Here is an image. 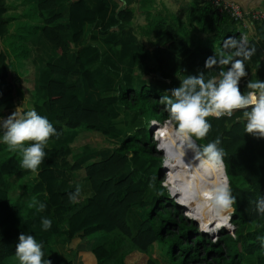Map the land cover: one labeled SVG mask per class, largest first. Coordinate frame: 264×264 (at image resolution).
I'll use <instances>...</instances> for the list:
<instances>
[{
    "label": "trees",
    "instance_id": "obj_1",
    "mask_svg": "<svg viewBox=\"0 0 264 264\" xmlns=\"http://www.w3.org/2000/svg\"><path fill=\"white\" fill-rule=\"evenodd\" d=\"M28 2L27 14H36L42 23L36 26L26 23L32 32L24 35L21 31L26 24L18 22L16 34L6 38L8 50L0 51V117H4V111L18 105L17 86L8 81L13 68L10 57L16 56L22 46L24 55L21 58L27 59L30 52L28 42L41 31L46 41L56 49L58 62H48L40 70L34 89L37 98L32 109L49 119L58 136L49 138L36 181L27 192L22 191L16 197L19 199L11 198V179L22 177L26 169L20 167L21 158L0 143V264H18L15 245L21 232L32 234L42 243L44 259L50 260L51 264H73V260L63 257L54 248L51 253L46 252L58 239L66 240L65 249L72 250L75 245L73 239H84L98 233L102 236L91 249L93 259L88 261L82 256V264H246L247 257L254 258V264H264V213L257 210L264 204V138L244 132L242 110H235L231 116L219 119L208 117L212 127L207 136L203 139L193 137L200 153L204 145L220 139L219 146L225 153V174L235 197L232 215L228 209L221 212L218 222H205L202 216L199 218L196 209L178 202L187 207L183 208L186 217L162 185V155L152 139V128L147 127L152 120H155V127L160 124L163 144L166 136L162 127L171 126L177 130L160 100L170 93H162L158 89L159 84L150 83L151 78H143L136 84L133 67L126 63L140 47L132 44L136 41L134 37L126 35L131 11L122 10L117 15L122 36L115 34L111 40L114 43L107 41L110 44L108 51L100 53L89 45L78 52L74 47L82 36L81 23L88 19L99 20L103 10L89 8L85 0H76L69 7V22L64 25L56 23L60 15H46L55 9V0ZM5 11V6L0 4V16ZM149 18L147 32L153 35L158 46L155 51L158 67L153 73L159 72V81L170 89L178 87L187 75L200 72L204 73L205 79L219 78L220 68L205 69V59L211 55L230 57L236 51L231 47V41L240 43V32L229 15L217 13L204 0H196L189 6L188 21L200 31L212 34L198 47L164 21L152 16ZM255 25L258 38L250 37L245 49H255L248 61L256 78L263 80L264 30L261 26L264 24ZM107 29L108 26L105 31ZM128 45L130 50L123 52L122 49ZM115 57L125 67L118 66ZM182 70H185V76L180 78ZM83 89L96 91L99 96L81 95ZM240 90L243 94L249 91L245 77L240 81ZM24 113L25 109L19 112ZM121 113L130 117L129 121L140 124L121 134L114 124ZM78 131L100 134L111 139L115 147L101 159L81 164L79 160L92 151L89 143L82 145L80 151L74 150L71 141ZM58 140L62 143L55 146L54 142ZM127 169L129 171L123 174ZM80 174H83L81 178L78 177ZM167 184L169 188L175 184L170 174H167ZM152 186L155 193L147 200V192ZM77 188L80 191L73 201L70 195L75 194ZM26 196L41 199L40 203L23 204L21 199ZM175 198L182 199L178 193ZM41 203L46 205L43 211L39 210ZM134 208L145 210V216L133 229L129 216ZM195 215L197 222L205 225L198 224L204 233L193 222ZM202 215L206 220H214L218 214ZM41 217L52 221L48 231L42 230ZM228 217L220 228L221 224L212 228L208 226H215L221 220L222 223ZM229 220L233 228L231 233L224 229L229 228ZM167 242L171 246L169 255L165 248ZM156 245H161L165 251L166 259L163 261H157L151 254V248Z\"/></svg>",
    "mask_w": 264,
    "mask_h": 264
},
{
    "label": "clouds",
    "instance_id": "obj_2",
    "mask_svg": "<svg viewBox=\"0 0 264 264\" xmlns=\"http://www.w3.org/2000/svg\"><path fill=\"white\" fill-rule=\"evenodd\" d=\"M231 47L236 51L230 57L217 58L211 55L204 61L205 69H212L214 66L220 68L219 78L205 79L203 72L187 75L178 87L168 91L170 95L160 98L171 121L175 122L177 130L189 143L193 142V137L203 139L207 136L212 127L208 117L219 119L231 116L235 110H242L241 122L244 124L245 133L264 138V80L248 81L247 94L240 90L241 79L248 75L244 61L251 58L255 49H245L243 43L235 40L231 41ZM154 122L155 120L151 121ZM0 133V143L6 145L10 151L20 152V167L32 173H37L44 161L49 138L58 136L57 129L49 119L38 114L35 109L24 114L14 111L6 118L0 117ZM220 144L221 141L217 138L204 145L201 152V156L214 167L223 165L225 153ZM164 187L169 186L165 184ZM178 190L169 188V196L175 198ZM79 191L77 188L76 193L70 195V199L75 201ZM196 195L207 208L217 214L231 209L235 203L226 175L215 183L203 185ZM178 202L185 201L180 199ZM45 207L41 203L39 210L43 211ZM257 210L264 213V204L258 206ZM40 223L43 231H48L52 226V221L47 217H41ZM42 249V243L32 234L19 233L15 245L18 264H51L50 260L44 259Z\"/></svg>",
    "mask_w": 264,
    "mask_h": 264
},
{
    "label": "crops",
    "instance_id": "obj_3",
    "mask_svg": "<svg viewBox=\"0 0 264 264\" xmlns=\"http://www.w3.org/2000/svg\"><path fill=\"white\" fill-rule=\"evenodd\" d=\"M43 0H34L38 3ZM56 7L52 11L46 13L47 16L60 15L61 18L56 22L59 24L66 25L69 22V7L72 2L76 0H55ZM89 8L102 9L99 14V20L88 19L81 23L82 36L80 40L76 43L74 51L82 52L84 47L89 45L96 48L100 53L106 52L109 49L110 44L107 41L113 40V35L119 34L122 36V31L119 27L121 23L117 15L122 10H129L132 13L131 23L127 26V32L129 35L134 37L136 41H132L133 45L139 44L140 47L134 51L132 58L127 59L126 63H129L133 67V74L135 83L143 78H151L150 83L153 85H158L159 90H162V93H169L170 87L166 86L163 82H160V77L157 75L159 72L157 70V60L155 51L158 48L155 45V39L153 35L147 32V24L149 17H156L159 21H164L167 25L172 26L175 30L183 34L186 40L192 44L194 47L203 45L204 40L212 36V34H206L199 30L197 26L188 21L189 6L196 0H85ZM240 5L243 10H251L254 8H261L264 11V0H230ZM102 3H106L103 5ZM0 4L5 6V13L0 16V51L7 49L5 45L6 38L11 37L16 33L17 23L24 22L30 19L32 23L34 18L36 19V24L38 23V17L36 14H32L33 17L27 14V9L30 8L28 0H0ZM26 19V20H24ZM42 20V19H41ZM3 22L4 24H2ZM108 26V31H105ZM255 24H250V26L245 30L248 35V40L250 37L257 39ZM261 26V25H260ZM264 30V26H261ZM264 37V36H263ZM262 37V38H263ZM114 43V41H111ZM111 43V44H112ZM30 52L28 58L22 60V58H17L13 61V68L9 75V82L14 83L17 86L19 91L18 102H22L21 97L22 93H25V87L31 85L34 89L38 84V74L40 70L43 69L44 65L48 62L56 64L58 62L56 49L49 44L46 39L43 37L41 31L35 33V35L28 42ZM130 45L122 49L123 52H128L130 50ZM247 47L244 46V48ZM118 49V48H117ZM73 53V49L70 50V54ZM236 59H243V57H236ZM115 61L118 66L125 67L122 62H118V59L115 57ZM245 70L248 75L245 77L248 81L257 80L254 73V69L251 66V63L248 60L244 61ZM227 66H225L226 68ZM36 69V71H34ZM185 70H182L180 78L185 76ZM158 78V79H156ZM160 80V81H159ZM264 80V79H263ZM85 89H83L84 91ZM30 89H28V92ZM81 91V95L84 93ZM27 92V93H28ZM37 98V96H36ZM38 102V101H37ZM40 102V100H39ZM18 112L15 108L6 110L3 112V116L7 117L13 112ZM27 112V111H26ZM2 134V133H0ZM77 135L72 137L71 145L77 139ZM55 146H60L59 143L54 142ZM9 150V149H8ZM105 150V149H104ZM97 161V160H95ZM94 161V162H95ZM27 170V169H26ZM81 173V172H80ZM22 177H13L11 179L12 188H15L12 192V196L20 195L22 188L25 186L26 182H31L33 184L36 180V174L32 173L31 177H28L27 172L22 173ZM26 174V175H25ZM83 174H80L78 177H82ZM20 181V183H19ZM19 183V184H17ZM28 189V188H27ZM13 190V189H12ZM42 197V196H41ZM84 198V196L82 195ZM102 236L101 233L93 235L91 237H86L84 239L75 238L72 240L75 241L72 250H66V240L58 239L57 243L47 249V253H51L53 248L56 252L62 253L63 257L73 260V264H82V256H84L88 261L93 259L91 254V249L94 244H97L98 237ZM71 242V243H72ZM82 255H80V253Z\"/></svg>",
    "mask_w": 264,
    "mask_h": 264
},
{
    "label": "rangeland",
    "instance_id": "obj_4",
    "mask_svg": "<svg viewBox=\"0 0 264 264\" xmlns=\"http://www.w3.org/2000/svg\"><path fill=\"white\" fill-rule=\"evenodd\" d=\"M30 17H33V16H30ZM26 19H30L31 20V18H29V17L26 18ZM26 19H24V20H26ZM30 20H28V21L26 20L24 23L25 24L29 23V25L36 26V19L34 18V22L33 23ZM38 23L39 24L42 23L41 18L38 19ZM26 25L23 27V31H21L24 35H28V34H30L32 32V30L29 29V26L28 25L26 26ZM5 45H6V41H5ZM23 55H24V48L21 46L19 48V50H18V54L16 56H14V57H22ZM14 60L15 59L11 56L10 57V61H11L12 64H13ZM13 66H14V64H13ZM24 87H25V93L21 94V97H22L23 101L20 102V103L18 102V105L15 107L16 110H19L17 113H19L21 111V109H25V111L32 110V104H33V102L36 99V93H35L36 91L34 92V88L31 85H29L28 87L27 86H24ZM28 89H30L29 92H28ZM83 92H84L83 95H87L89 97H93V96L94 97H98L99 96V94H95L96 91H90V90L86 89ZM129 120H130V117H128V116L125 117L124 114L121 113L120 118L117 119L116 121H114V124L122 132L121 134H125V133L129 132L133 127L138 126L140 124L139 122L133 123L132 121H129ZM148 125H147V127H150V128L152 127V130H153L152 131V139H153V141H155L157 143V146H158L157 150L162 155V164H161V176L163 178L162 185L167 184V174H170L171 178L173 180H175V184L173 185V187L176 185L175 188L179 189L178 191H176V193H178V195H180L182 200L185 201L184 204L188 205L189 206L188 208H194V206H197V201L192 200V199H194V197H192V199L189 198V196H192L191 195V190L188 187V185H189L188 182L189 181L187 179H185V178L181 179L180 175L178 173V170L175 168V166H173L170 162L168 163L167 160H166V158H167L166 152L169 151L170 143L165 141L166 144L164 143L165 144V149H164V144L162 142L163 140H162V138L160 136V125L155 127V126H153V123H151V122L148 123ZM165 128L166 127H162V129H161L163 135L165 133L164 132ZM167 133H168V130H167ZM69 134H71V133H69ZM73 135H74V133H73ZM165 136H166V138H165ZM165 136H164L165 140L168 139V135H166V133H165ZM56 142L61 144L62 140H58ZM87 143H89L90 149H91L92 152L87 157H84L83 159L79 160V162L81 164H86V163H90V162L95 161V160H99L102 157H104V156L108 155L109 153H111V150L115 147V143L111 139H105L100 134H95L93 132H86V131H83V132L82 131H80V132L78 131L77 139L74 141L72 146L75 148L74 150L80 151L81 149H79V148H81L82 145L87 144ZM13 153L17 154L18 157L21 158V153L20 152L17 151V152H13ZM25 171L27 172V175H29L28 177L32 176V172L30 170H25ZM128 171H129V169L123 171V174L127 173ZM120 176L122 177V173H121ZM19 183H20V181H19ZM19 183H17V184H19ZM30 185H31V182H26L25 186L22 188L21 192L22 191L23 192H25V191L27 192V190H28L27 188H29ZM15 188H12L13 190L11 189V192L12 191L14 192ZM166 188H167V190L169 192V187H166ZM153 193H155V188L152 186V187L149 188V190L147 192V196H146L147 200H150L152 198ZM17 196H19V195H15V196H13L11 198L12 199H19L20 197L16 198ZM172 199L180 206L181 210L183 211V214L185 215V211L183 210V208H187V207L181 206L178 203V200L176 198L172 197ZM40 200L41 199L33 198L31 196H26V197H23L21 199V202L23 204H26V203H29V202H33L35 204H39ZM31 205H33V204H31ZM198 213H199V218L201 219V216H202V219L206 222L207 220L204 218L202 213L199 212V211H198ZM205 213H206L207 216H209L207 214V212H205ZM220 214H221V212L217 215V217L214 220H209V221L218 222L220 220ZM144 216H145V210H143V209L134 208L131 211L130 216H129V222H130V224H131L133 229L137 227V225L142 221ZM188 219L191 220L189 217H188ZM195 221H194V223L197 225L199 231H201V229H200L201 227L199 226L201 223L199 224V222L196 221L197 222L196 223ZM221 221L219 222V224L215 225V227L219 226L220 224H222ZM208 226L210 227V224ZM229 228H224V229L227 230L226 232L231 233L232 228H230V229ZM170 247H171L170 244L167 242L166 243V247H165L167 249V251H166L167 255H169V253H170ZM163 250L164 249L161 247V245L160 246L156 245L155 247L151 248V254H152V256L154 258L158 259L157 261H163L164 259H166L165 258V254H164L165 251H163ZM247 258H249V260L247 261L246 264H254V262H255L254 258H250V257H247Z\"/></svg>",
    "mask_w": 264,
    "mask_h": 264
},
{
    "label": "bare ground",
    "instance_id": "obj_5",
    "mask_svg": "<svg viewBox=\"0 0 264 264\" xmlns=\"http://www.w3.org/2000/svg\"><path fill=\"white\" fill-rule=\"evenodd\" d=\"M164 132L168 135V139L165 141L170 143L169 151L166 152V160L168 163L170 162L173 166H175L181 179L185 178L189 181L188 187L190 188L192 195L189 196V198L192 199V197H194L192 200L197 201V206H194V209L199 212L201 211L203 214H206L205 212H207L209 216L215 214L216 212H214V210L207 208L203 204V202L197 197L196 193L203 185L215 183L225 175L223 165L222 167L219 165L214 167L205 158H203L193 138V142L189 143L183 134H181L178 130L172 129L171 126H166ZM229 217L226 220H223L219 228L222 227L226 221H228ZM195 220L197 221L196 215ZM206 222L211 221L207 220ZM210 227L212 228L215 226L210 225Z\"/></svg>",
    "mask_w": 264,
    "mask_h": 264
},
{
    "label": "built area",
    "instance_id": "obj_6",
    "mask_svg": "<svg viewBox=\"0 0 264 264\" xmlns=\"http://www.w3.org/2000/svg\"><path fill=\"white\" fill-rule=\"evenodd\" d=\"M220 14H228L240 32V43L248 44V35L245 30L250 24H264V11L261 8L243 10L239 4L230 0H204Z\"/></svg>",
    "mask_w": 264,
    "mask_h": 264
},
{
    "label": "water",
    "instance_id": "obj_7",
    "mask_svg": "<svg viewBox=\"0 0 264 264\" xmlns=\"http://www.w3.org/2000/svg\"><path fill=\"white\" fill-rule=\"evenodd\" d=\"M157 75L160 77V73H157ZM194 140V139H193ZM194 142H195V140H194ZM196 143V142H195ZM223 167H224V165H223ZM224 172H225V170H224ZM226 175V174H225ZM172 198V197H171ZM233 213V210H232V208H231V214ZM231 219V218H230ZM194 222V221H193ZM228 227H230V228H232L231 227V225H230V220H229V223H228ZM232 231H233V228H232ZM202 233H204V232H202Z\"/></svg>",
    "mask_w": 264,
    "mask_h": 264
}]
</instances>
